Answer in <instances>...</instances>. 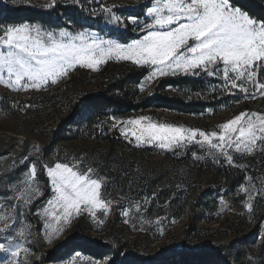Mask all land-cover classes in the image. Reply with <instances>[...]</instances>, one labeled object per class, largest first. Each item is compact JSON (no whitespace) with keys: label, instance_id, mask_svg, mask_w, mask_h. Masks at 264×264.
Segmentation results:
<instances>
[{"label":"snow or ice","instance_id":"1","mask_svg":"<svg viewBox=\"0 0 264 264\" xmlns=\"http://www.w3.org/2000/svg\"><path fill=\"white\" fill-rule=\"evenodd\" d=\"M57 3L58 0H48L36 7L50 10ZM70 3L84 9L82 0H70ZM0 4H3L0 11H11L30 5V0H0ZM121 7L99 0V8L89 9L88 14L100 16L106 24L125 32L130 25L139 34L130 42H121L126 39L122 34L111 38L87 28L70 30L71 21L58 29L46 28L38 22L0 24V85L15 92L47 89L78 68L99 72L109 61H118L148 70L139 85L141 92L159 78L184 76L217 79L219 83L208 89L212 98L239 93L245 100L264 99V0H146L143 18L122 16L118 14ZM31 106L25 104L20 110ZM96 128L102 135L107 134L106 129L117 131L136 147L152 146L173 155L198 146L205 155L192 151L194 159L207 157L245 173L250 166L237 163V158L264 156V113L256 111H241L212 129L158 122L145 115L121 119L114 114L100 121ZM35 151L41 150L37 147ZM18 162L28 165L22 178L0 176V239L3 241L0 254H4L0 264H44V254L37 255L29 246L30 225L20 226L29 213L44 220V238L48 244L80 217L91 219L102 228L114 205L120 206L123 223L130 224L134 230L144 231L143 225L152 222L145 220L143 214L155 199V192L151 197L125 194L119 199L112 198L109 190L112 181L86 162L85 157L60 159L57 154L45 160L41 156L24 155ZM16 164L14 159L13 168ZM245 180L246 184L236 194H244L243 207L252 213L254 201L257 198L264 201V176L246 175ZM45 189L50 191L46 205L34 209V202L45 195ZM121 200L126 204H120ZM219 203L221 211L228 207L223 196L219 197ZM165 219L168 217H157L155 223L161 225ZM164 233L161 226L159 236ZM248 261L257 264L252 257ZM90 264L116 262L109 255ZM223 264H235V261L225 259Z\"/></svg>","mask_w":264,"mask_h":264},{"label":"rangeland","instance_id":"2","mask_svg":"<svg viewBox=\"0 0 264 264\" xmlns=\"http://www.w3.org/2000/svg\"><path fill=\"white\" fill-rule=\"evenodd\" d=\"M47 2L48 0H30V5L19 8L28 7L49 11V9L36 7ZM82 2L84 18L80 16V12L74 15L61 14L59 20H54L58 21L57 24L44 27L58 29L64 27L67 21H71L72 23L68 25L70 30L87 28L111 38H116L120 32H124L131 36L130 40L138 37L139 34L133 32L130 25L129 30L125 32L123 29L106 24L100 16H90L88 10L98 9L99 0H82ZM106 3L123 6L118 11V14L122 16L140 17L138 13L143 12L146 0H106ZM56 6L81 9L80 6L71 4L70 0H58ZM133 69L148 71L130 62L109 61L99 72L78 68L71 72L68 78L50 85L47 89L15 92L0 85V97L3 98L0 99V176L7 174L22 178L28 165L27 163L21 165L18 161L24 155H29L30 158L41 156L45 160H50L58 154L60 159L71 156L85 157L86 162L99 168L101 173L112 181L113 186L109 189L112 198L119 199L125 194L142 198L148 196L149 185L153 184L155 187L156 197L147 206V212L143 214L145 220L152 222L143 225L144 231L134 230L130 224L123 223L124 217L120 213V206L114 205L112 213L105 219L102 228H98L91 219L80 217L75 219L52 244H48L44 238V220L29 213L20 221V226L30 225L29 246L37 251V255L43 253V258L61 249L65 244L77 240L89 243L127 242L133 247H140L144 253L155 254L166 245L177 248L182 244L187 247L218 246L256 232L258 245L251 247V255L257 264H264V239L261 238L264 235V201L257 198L254 201V211L249 213L243 207L244 194H236L239 187L246 184V175L264 176V156L257 154L255 159L237 158V163L250 166L245 173L237 168L229 167L226 163H215L207 157L202 160L194 159L191 155L192 151L205 155L198 146H193L187 153L173 155L171 152L152 146L136 147L135 144L125 141L117 131L107 132L106 129L107 134L102 135L96 128L100 121L114 114L121 119L145 115L151 116L158 122L212 129L244 110L264 113V99L258 97L245 100L239 93L234 96L218 95L219 99L226 100L224 107L217 113L214 110L209 112L210 108L194 114L171 112L155 107L131 113L110 112L73 127L70 140L53 146L51 138L54 132L62 119L67 116L69 108L80 96L98 92L97 81L105 76L106 72L132 71ZM180 77L184 76L162 77L148 85L144 92L139 91V86L136 90L140 93L139 95L154 98L156 94H159L157 87L162 80ZM200 79L205 82L201 96H211L208 92L209 87L212 84H218L219 81L215 78ZM149 92L152 95H149ZM183 95L170 89L163 92V96H180L188 100L189 97H196V94L191 91ZM228 96L233 99L229 98V103ZM14 101L17 104L14 105ZM25 104L32 106L21 111ZM37 147L41 150L40 152L35 151ZM14 159L17 161L15 168L12 165ZM238 177H241L242 182L234 192L227 193L228 187L232 188L236 185L234 183L239 182L236 181ZM161 195L166 200L165 203L155 201ZM49 196L50 191L45 189V195L37 199L32 207L34 209L44 207L46 198ZM220 196H223L228 203V207L223 211L219 203ZM201 203H205V206H201ZM120 204H126V201L121 200ZM181 215H183L182 219H180ZM165 216L168 219L163 220L161 225L155 223L157 217ZM172 219H175L176 223H170ZM161 226L165 229L162 237L159 236ZM0 242H3L2 239ZM77 253L79 256L76 255ZM3 255L0 254V258ZM32 259L35 261V257ZM73 260L76 264H90L91 261L101 259L74 250L65 260L60 262L50 260L46 264H69Z\"/></svg>","mask_w":264,"mask_h":264},{"label":"trees","instance_id":"3","mask_svg":"<svg viewBox=\"0 0 264 264\" xmlns=\"http://www.w3.org/2000/svg\"><path fill=\"white\" fill-rule=\"evenodd\" d=\"M7 2V0H5ZM0 9H3V4H0ZM79 10V11H78ZM80 12V16L84 18L85 13L79 7H61L56 6L49 11H41L31 9L28 7L16 8L14 10L0 11V24L33 22L41 23L43 26L57 24L54 20H59L61 14L74 15ZM142 17V13H138ZM55 23H54V22ZM99 28V27H97ZM126 39L122 42H129L131 37L124 32H120ZM97 81L98 92L82 95L76 102L69 108L67 116L62 119L54 136L51 138L53 146L60 142L70 140L72 137L71 129L79 126L82 122H90L97 117L106 115L110 112L114 113H131L148 108L165 109L171 112L178 113H194L199 114L205 108L214 110L215 113L219 112L224 107V98L219 99L218 95L212 98H197L185 99L183 97H169L163 96V92L171 89L179 93L187 95V91L192 93H200L205 86V82L200 78L180 77L173 79L162 80L157 87L159 94L156 97L149 98L139 95L136 90L147 76L148 71L133 69L132 71L121 70L118 72H106ZM183 95V96H184ZM228 96L227 102L229 103ZM241 177L239 181L232 188L228 187L227 193L234 192L239 183L242 182ZM235 182V181H234ZM148 196L150 197L154 191V185H149ZM221 189V187H219ZM209 198V197H208ZM155 201L165 203V199L158 196ZM205 206V203H201ZM207 206V205H206ZM177 210V208H175ZM183 215L180 216V219ZM264 218V216H263ZM257 233L254 232L247 236H242L238 239H233L228 242L219 244L218 246H199L187 247L185 244L167 247L163 246L162 249L155 254L144 253L140 247L136 248L129 243H116L113 247V242L108 243H89L84 241H72L67 243L59 250L49 253L44 257V264L47 261L60 262L72 253L74 250L85 253L97 259H105L111 256L116 264H223L225 259L235 261V264H249L248 257L251 255V247L258 245ZM226 245V247H221Z\"/></svg>","mask_w":264,"mask_h":264}]
</instances>
